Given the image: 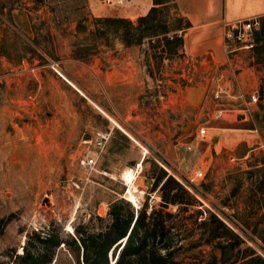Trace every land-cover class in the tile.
Listing matches in <instances>:
<instances>
[{
	"label": "rangeland",
	"instance_id": "rangeland-1",
	"mask_svg": "<svg viewBox=\"0 0 264 264\" xmlns=\"http://www.w3.org/2000/svg\"><path fill=\"white\" fill-rule=\"evenodd\" d=\"M93 2L96 10L106 11L117 0ZM178 16L173 0H165L154 21L160 26L152 29H174ZM0 23V217H10L0 233V262L17 264L14 253L21 251L26 234L41 229L59 240L44 264H82L73 228L103 227L105 220L96 216H107L114 199H126L128 187L141 191L140 205L147 211L161 209L159 186L152 183L166 172L163 162L184 172L205 170L194 184L205 193L202 206L166 207L174 212L166 223L181 234L171 243L179 264H207L213 252L219 256L216 243L228 241L218 237L206 242L198 222L210 210L243 239L239 250H226L219 264H238L249 247L264 258V69L257 60L254 67L260 71L241 86L224 69H230L227 64L216 70L206 60L192 66L183 59L181 45L175 43L171 51L165 37L172 30L126 43V25L101 21L89 0H0ZM89 55L93 70L102 68V57L107 68H114L111 77L125 82L118 85L120 97L113 98L108 112L90 104L50 67L55 61L61 73L65 58L87 60ZM220 72L227 93L215 99ZM191 88L203 91L192 105L187 100ZM253 91L259 99L249 103ZM218 109L221 120L213 117ZM245 115L249 119L239 123ZM199 125L209 126L203 138L194 134ZM240 126L254 128L256 138L248 146L229 141ZM96 129L110 136L88 172L79 159L88 131ZM126 171L132 173L124 184ZM67 222L72 231L65 230ZM111 257L109 252L110 262Z\"/></svg>",
	"mask_w": 264,
	"mask_h": 264
},
{
	"label": "trees",
	"instance_id": "trees-1",
	"mask_svg": "<svg viewBox=\"0 0 264 264\" xmlns=\"http://www.w3.org/2000/svg\"><path fill=\"white\" fill-rule=\"evenodd\" d=\"M165 0H153L145 14L137 17V22L121 16H99L103 22L124 23L126 25L123 39L127 37L126 43L140 42L146 35H153L173 31V35L165 37L169 49L175 50V43L182 47V36L178 32L182 27L188 26L189 22L182 16L177 17L178 24L174 29H152L160 26L158 12L160 5ZM174 7L175 2L173 1ZM182 21V23H180ZM261 25L256 31L257 59L264 60V16ZM131 172L124 173L123 182H127ZM153 188L159 186L162 197L161 209L152 207L147 211V206L142 204L136 207L135 211L130 201L123 198H116L110 202L107 216L97 215L96 218L105 220L103 227L98 230L84 225L79 229L74 227L75 237L72 240L76 249L81 250L82 264H110L108 253L112 255L111 264H179L175 258L176 248L171 243L181 235L178 232H171L173 225L166 223V218L174 215V212L166 209L169 204H180L187 209L190 206L200 205L201 201L195 191L189 190L180 181L166 172L155 177ZM192 215L196 214L194 210ZM9 215L0 217V233ZM72 217L69 218V221ZM203 228V234L207 243L218 237H226L228 241L216 243L215 248L220 250L219 256L213 252L207 264H219L226 254V250L237 248L239 250L243 239L229 226L217 212L210 210L207 219L198 222ZM65 230L72 231L70 222L65 225ZM125 238L124 242L122 240ZM59 240L55 233L43 232L41 229L29 231L21 246V251L14 253L17 264H44L49 261L50 253ZM122 242V243H121ZM164 249V251H163ZM242 261L238 264H264V258L249 247ZM117 251V253H116ZM220 258V259H218ZM237 260V259H236ZM234 260V261H236ZM0 264H4L0 262Z\"/></svg>",
	"mask_w": 264,
	"mask_h": 264
},
{
	"label": "crops",
	"instance_id": "crops-1",
	"mask_svg": "<svg viewBox=\"0 0 264 264\" xmlns=\"http://www.w3.org/2000/svg\"><path fill=\"white\" fill-rule=\"evenodd\" d=\"M94 0H89V6L92 13L96 16H121L135 20L139 15L145 14L153 0H117L113 8H108L106 11L96 10ZM175 2V10L177 14L184 17L189 25L179 29L182 36V48L186 53L202 58L208 61L209 66L216 70L219 65H223L227 59L223 48L222 38L224 30V21H231L238 18L249 16H258L262 20L264 16V0H173ZM108 2H106L107 4ZM110 4V3H109ZM94 7V8H93ZM97 7V6H96ZM5 22L6 19L2 18ZM3 24V23H0ZM258 44V43H257ZM256 44V45H257ZM4 54L0 52V58ZM92 55V54H91ZM257 49H254V60L248 62L244 59L243 54L237 56V65L235 68H224L232 71L231 77L243 86L252 82L255 72L260 70L255 69L254 64L260 65L264 69V60L257 59ZM93 58L87 56V60L77 59L76 57L65 58L62 64L61 77L65 78L70 84L75 85L82 93L84 98H87L90 104L95 107L99 106L108 112V107L113 104V98L118 99L120 91L118 85L125 83L121 78L111 77V72L114 71L113 66L107 68L104 64V59L101 57L100 65L102 68L99 72L92 69ZM103 66L106 67L103 70ZM65 80V81H66ZM119 80V81H118ZM71 86V85H70ZM74 88V87H73ZM75 89V88H74ZM100 90V98H97V90ZM105 94L104 96L102 95ZM207 94L203 99L205 102ZM118 105L117 100L114 105ZM113 107V106H112ZM99 109V108H98ZM225 111V109H224ZM223 117L218 118L221 120ZM249 117L245 115L239 121L243 123ZM218 128L216 125L212 126ZM229 137V141L245 142L248 146L250 142L256 138L254 128L240 126ZM89 136L91 134L88 131ZM230 135V134H229Z\"/></svg>",
	"mask_w": 264,
	"mask_h": 264
},
{
	"label": "built area",
	"instance_id": "built-area-1",
	"mask_svg": "<svg viewBox=\"0 0 264 264\" xmlns=\"http://www.w3.org/2000/svg\"><path fill=\"white\" fill-rule=\"evenodd\" d=\"M106 1L110 2V0ZM260 25L261 21L258 16H249L231 21H224L222 44L227 57L225 64H227L229 68L236 67L237 56L240 54H243L244 59L248 62H252L254 60V49L257 44L256 31L259 29ZM183 59L192 66H195L202 60V58H198L197 56L186 52L183 53ZM50 62V67L61 76V73L57 69L58 66L56 62L53 60ZM223 76L224 73L220 72L216 78V84L213 91V97L215 99H218L222 96V94L227 93L226 87L222 82ZM258 99L259 95L257 91H253L250 94V99L248 102H256ZM222 115V109H218L215 111V113H213L214 118H220ZM208 128L209 126L207 125H199L196 128L194 134L200 138H203L206 136ZM109 136L110 132L102 129H96L93 133H91L87 142L88 144L83 149V155L79 159V164L84 170L90 172L91 170L95 169ZM188 147L190 146L188 145ZM161 166L166 170L167 175L173 176L189 190L195 191L196 196L201 201L199 206L203 205L204 202L201 197L205 198V193L201 189L194 187V184L201 181L205 176V170L202 167L194 168L190 172H184L180 169V167L167 162L161 163ZM218 215L229 226L235 229L225 218H223L220 214ZM232 223L235 226L237 225V221H235V223L232 221Z\"/></svg>",
	"mask_w": 264,
	"mask_h": 264
},
{
	"label": "bare ground",
	"instance_id": "bare-ground-1",
	"mask_svg": "<svg viewBox=\"0 0 264 264\" xmlns=\"http://www.w3.org/2000/svg\"><path fill=\"white\" fill-rule=\"evenodd\" d=\"M200 93H201V90L199 88L192 89L191 90V94L189 95V98L192 101L198 100L200 98ZM127 135H128V133H127ZM128 136H130V135H128ZM136 142H138V141H136ZM145 150H147V149L145 148ZM144 157H145V155L143 153V156L141 157V162L144 159ZM141 164L142 163H137V168H140L141 167ZM135 178H136V175H135V177H133L132 180H135ZM140 196H141V191H137L136 189H133V188L130 189V187L127 188V190L125 192V195H124V197L128 201H130L133 205H135L136 207L140 206V201H139Z\"/></svg>",
	"mask_w": 264,
	"mask_h": 264
},
{
	"label": "water",
	"instance_id": "water-1",
	"mask_svg": "<svg viewBox=\"0 0 264 264\" xmlns=\"http://www.w3.org/2000/svg\"><path fill=\"white\" fill-rule=\"evenodd\" d=\"M96 59H98V58H96ZM192 89H195V88H191V89H189L188 90V96H187V100L189 101V103L192 105L195 101H199L200 100V98L198 99V100H195V101H192L190 98H189V95L191 94V90ZM201 90V89H200ZM202 94H203V91L201 90V93H200V97L202 96ZM124 240H125V238L123 239V241L122 242H124ZM110 264H111V262H110Z\"/></svg>",
	"mask_w": 264,
	"mask_h": 264
}]
</instances>
